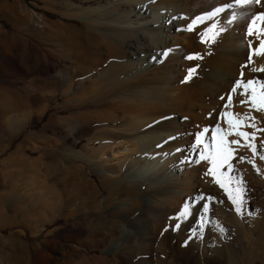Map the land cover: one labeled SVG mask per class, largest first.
<instances>
[{"label":"rangeland","instance_id":"rangeland-1","mask_svg":"<svg viewBox=\"0 0 264 264\" xmlns=\"http://www.w3.org/2000/svg\"><path fill=\"white\" fill-rule=\"evenodd\" d=\"M197 1L213 4L219 0ZM262 1L260 6L240 4L250 11L248 24L252 17L264 13ZM78 6L93 8L96 15L109 12L107 0H0V87L32 94L37 100H26L27 107L13 116L0 117V264H143L145 260L150 264H264V108L254 107L251 99L253 88L257 102L264 91V71H254L264 69V49L255 54L264 39V21H256L252 37L248 29L233 30L237 38L231 49H223L217 35L190 37L195 64L223 76L225 83L211 82L207 91H191L185 103L164 105L176 124L194 120L206 131L200 143L198 132L188 144L210 157L199 158L209 176L201 180L200 217L214 230L210 218L221 212L223 230L216 232L217 245L207 234L201 242L187 239L183 235L191 224L173 223L166 210L160 213L136 205L124 207L118 214L102 206L110 198L113 180L100 170L109 168L113 150L107 143L101 144L99 137L105 134L112 142L129 126L127 118H117L123 114L108 106L94 87L85 85L88 88L83 95L82 86L75 81L51 78L65 74L66 67L72 71L79 48L86 43L81 34L83 23L69 15ZM184 50L190 51L187 45ZM248 80L254 84L245 92L243 85ZM100 105L108 106L104 115ZM98 113L107 119L98 123ZM225 113L232 115L226 117ZM229 118H240V127L230 126ZM79 123L85 131L76 128ZM217 128L222 133H217ZM237 131L248 133V138ZM214 135L217 148L212 146ZM221 135L232 150L227 163H222L226 153L218 150ZM233 140L239 145L232 144ZM211 183L220 190L212 191ZM237 189L240 212L229 198ZM218 192H222L223 201L216 210L213 201ZM235 214L240 216V224ZM95 224L108 230L109 226L117 230L130 224L129 243L142 239L151 247L129 246L124 253L100 260L102 253L93 242L97 238L92 232ZM167 244H172V253L166 257L159 248Z\"/></svg>","mask_w":264,"mask_h":264},{"label":"bare ground","instance_id":"bare-ground-1","mask_svg":"<svg viewBox=\"0 0 264 264\" xmlns=\"http://www.w3.org/2000/svg\"><path fill=\"white\" fill-rule=\"evenodd\" d=\"M107 5L109 12L106 15H96L93 8L86 6H78L70 12L69 15L83 23L81 34L86 43L81 44L72 71L66 67L65 74L51 76L63 82L75 81L82 86L80 93H87L85 85L94 87L108 106L117 114H123L121 117L116 115L117 118H127L129 128L126 133L117 135L118 139L112 142L105 134L98 140L113 150L109 168L100 170L107 172L113 180L109 184L110 198L101 205L118 214L122 208L136 205L160 213L166 210L173 223L185 224L186 221L191 224L183 235L187 239L201 242L207 234L209 240L220 245L215 235L222 231V214L219 212L210 218L214 230L209 229L200 217L204 196L201 180L209 176L199 161L201 150L188 144L191 137L198 132L206 135V131L198 128L194 120L176 124L164 105H168L167 102L185 103L191 91H207L211 82L225 83L223 76L207 72L203 64H195L197 56L189 38L217 35L221 47L231 49L232 41L237 38L233 30L248 29L250 11L234 0H219L213 4L198 3L197 0H107ZM217 9L223 11L217 12ZM186 45L189 53L184 50ZM189 56L193 58L188 59ZM190 69L194 71L189 77ZM183 81L187 84L182 85ZM26 100L37 101L32 94H19L0 87V117L13 116L27 107ZM106 108L100 105L101 114ZM101 114L96 117L98 123L107 119ZM76 128L86 129L81 123ZM209 187L214 192L219 189L215 183ZM221 193L214 196L216 210L223 201ZM185 207L188 211L183 215ZM235 216L240 224V216ZM130 227V224L118 226V231L116 227L109 226L108 230L103 224H95L92 232L97 238L93 242L102 253L100 260L109 254L124 253L129 246L150 249L147 240L129 243ZM117 231L119 234L114 238ZM168 244L159 248L166 257L172 253L173 243ZM143 264L150 263L145 260Z\"/></svg>","mask_w":264,"mask_h":264},{"label":"snow or ice","instance_id":"snow-or-ice-1","mask_svg":"<svg viewBox=\"0 0 264 264\" xmlns=\"http://www.w3.org/2000/svg\"><path fill=\"white\" fill-rule=\"evenodd\" d=\"M261 2H262V0H236L237 4H250V3H257L258 4V3H261ZM216 11L220 12V11H223V9H217ZM257 20L264 21V13H260L259 15H255L254 17H252V22L250 24H248V26H247L249 35H252L254 33L255 23H256ZM261 49H264V39H262L260 41V47L256 49L255 54L256 55H260L261 54ZM192 58H193L192 56L188 57V59H192ZM249 61H251V55L249 56ZM192 71H194V70H192V69L189 70V77L191 76ZM254 71H264V69H254ZM189 77H186V79L189 78ZM235 83H236L237 86L241 85V81L240 80H237ZM253 84H254L253 80H248L247 83L243 85V87L245 89V92H247V90L250 87H252ZM261 88L264 89V85H261ZM232 91H236V88H233ZM260 96H261V99H260L259 102H257L256 96H255V89L253 88V96H252L251 99H252V102H253V106L257 107L258 109L259 108H264V91L261 92ZM228 99H229V102H230L231 101V97L229 96ZM242 103H243V101H242ZM231 115L232 114H230V113H225L226 117H231ZM228 122H229L230 126L238 129L240 127V124H241L242 120L240 118H237L235 121H233L231 118H229ZM216 131H217V133H222L223 130L217 128ZM236 134L239 135V136L244 137L245 139L248 138V133L237 131ZM202 136H203V133H200L199 136H197V143L201 142V137ZM212 140H213V145H212L213 148H217L218 145H217V137H216V135H214L212 137ZM226 143L227 142L224 140L223 135H221L220 136V140H219V149L218 150L221 151L222 153H226V155L224 156V158L222 160V163H227L228 156H230L232 154V150L225 146ZM231 143L239 145L240 142L237 141V140H233V141H231ZM247 146L252 148L253 152L256 151L254 145L248 144ZM209 158L210 157L205 156L203 154L201 155V159H209ZM262 158H264V157H262ZM241 159H243V157ZM213 163L215 164V159H213ZM229 167H230V165H229ZM212 173H213V169H209V174H212ZM217 183H221V182L219 180H217ZM221 187H225V185L223 183H221ZM229 198L232 200V203L234 205H236V211L240 212V204H241L240 190L237 189L236 190V195H234V196L232 194H230ZM204 210L205 211L208 210V205L207 204L204 205ZM187 211H188V209H187V207H185L183 215H186ZM221 230H223V229H221Z\"/></svg>","mask_w":264,"mask_h":264}]
</instances>
